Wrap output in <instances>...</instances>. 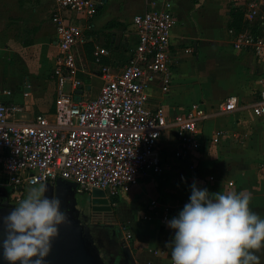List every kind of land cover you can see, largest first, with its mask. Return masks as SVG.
I'll use <instances>...</instances> for the list:
<instances>
[{
  "label": "built area",
  "instance_id": "obj_1",
  "mask_svg": "<svg viewBox=\"0 0 264 264\" xmlns=\"http://www.w3.org/2000/svg\"><path fill=\"white\" fill-rule=\"evenodd\" d=\"M52 1L58 48L51 70L56 95L52 113L20 120V106L0 101V190L11 192L13 198L33 185L63 179L82 193L103 191L110 203V198L128 194L147 174H161L163 132L174 133L178 144L174 156L182 158L212 114L240 108L235 96L219 103L212 114L202 101L173 115L161 107H148V86L158 84L166 94L172 83L170 34L177 19L168 9L146 8L132 18L136 42L119 73L100 63L107 52L96 48L94 63L100 66L101 85L95 97L86 99L75 51L89 39L80 23H90L104 0ZM263 5L264 0H243L240 13L250 30L229 29V34L235 51L264 60ZM90 28L91 24L86 27ZM260 85L258 100L243 109L264 121V79Z\"/></svg>",
  "mask_w": 264,
  "mask_h": 264
},
{
  "label": "crops",
  "instance_id": "obj_2",
  "mask_svg": "<svg viewBox=\"0 0 264 264\" xmlns=\"http://www.w3.org/2000/svg\"><path fill=\"white\" fill-rule=\"evenodd\" d=\"M27 1H32L31 3L34 4V9L35 12L37 13H39V11L42 9L48 10V22L46 23V29L44 27V31L46 30L47 32L50 31L52 32L51 33L52 39L50 42L52 47H54L57 52L53 58V65H54L55 57L58 54V48L56 45L55 27L51 22V15L53 12V1L52 0L50 1L27 0ZM187 1L191 3L194 2L195 6L192 7V9L186 8L185 3ZM227 1H229V4L227 5L229 10L226 18H228L227 23L230 24L232 22V13H234L235 10L240 12L239 7L243 6V0H227ZM109 2L110 0L103 1V6L100 8L98 14L90 21V23H84V24L83 22L80 23V25L85 28L84 35L86 36V38L89 39V42L76 49L75 52L78 58V62L81 59L82 49L84 48V46L86 47V45L92 41L91 38L87 36L86 34L87 32L92 33L94 30H97V28H99L102 23L103 26H106L108 23L111 22H115L119 24L129 23V27L132 31L133 39L129 41L123 39V41L119 42L120 40L118 41V34L120 29L113 30L108 47L103 48L104 50H106L107 54L103 55L101 60L106 58L108 62H105L102 65L105 67H109L114 72L119 73L126 62L130 50L132 49V47H134V44L136 42V33L132 27V18L135 15L141 13L146 8L159 9V10L168 9L174 14L175 18L177 19V23L174 26V28L171 30V34H170L171 53H172L171 54L172 83L170 85L169 91L166 94L161 93L158 84H150L147 88V95L149 97L147 103L148 107L150 109L161 107L164 109L167 115H173L176 112H181L186 110V108L193 102L202 101L206 106V108L212 114L214 113L215 107L223 100H225L227 97L230 96L242 97L244 95L250 96V94L255 93L256 95L255 99H252V101H250L246 106L242 107L240 105V108L236 111H239L241 113L240 118L246 122L248 121L251 122L254 120L260 121L262 124L261 129L263 130L264 133V121L262 119H258L251 116L248 111H244L243 109L244 107H247L253 102L258 100L259 90L261 88L260 81L264 79V60L262 58H259L250 52L235 51L231 44V49L233 51L232 53L235 54L236 56L235 58L237 60L236 63L234 64L232 63V65L229 64V66L231 65L229 67L227 66L228 64L226 65V63L220 61L221 57L218 56L216 51L217 45H213L215 49L214 51H212L211 55L214 54L216 60H213L212 57L209 58L208 55V58L211 61L210 62L211 66H206V68L208 67L207 69H210L212 67L217 72L221 71L223 72L222 77L224 76L226 78L224 77L222 78L220 74V78L216 77V81H215L214 76H210V75L207 76L205 70L201 68L200 71L205 76L206 81L205 82L203 81L202 89L201 87H199V90L197 92H195V90L188 85L187 82H189L190 79L187 75H185L186 73H183L184 71L187 72V70L186 68H183L184 66L182 67L180 65L182 58L187 56V55L185 56L183 55L184 53L182 52L183 50L181 49L180 46L187 43V41L192 36L195 35L205 38L212 37L214 33V28L212 26L214 17L220 14V9L222 6H224L221 0H183V3L181 5H179L180 4L179 1L177 2V4H174L169 0H141V4L139 6L140 12L134 14L130 21L125 22L124 19L110 18V15H108L107 18L100 23V25L96 26L95 24L96 20L100 19L102 16L104 17L105 10L108 8L107 11H111L110 7H108ZM28 3L31 4L30 2ZM191 3L189 4V6H191ZM177 7L178 8L182 7L179 16L175 13ZM225 8H226V4H225ZM89 24H91V28L86 29V27ZM231 37L233 39L232 35ZM174 39H176L177 41L173 42ZM119 43H121L123 46L124 45L126 46L127 44H131L129 47L130 50L128 52H123L121 49L117 48ZM197 50H198L197 44L194 43V51ZM121 53L126 56L125 61L123 64H118V62H121V60H123ZM92 58L93 61L90 62L91 66L100 68L99 65L94 63V52L92 53ZM191 63L192 62L188 61L184 65L190 66L192 65ZM243 65H246L248 67L244 68ZM51 70L49 73L50 77H51ZM95 70L97 69H94V71ZM229 71L235 72L234 77L227 78ZM82 72L83 71L80 70L79 74H82ZM98 79L100 80L101 83L100 77ZM213 81H215L217 87L223 89L222 91L220 90L221 92L217 96H215L212 90V85L214 84ZM84 86H85L84 93L91 90V86L89 84ZM99 89L95 95L93 96L86 95L85 98L88 99L95 97L98 94ZM149 89L152 90L157 89L161 96L160 95L158 96L155 93H151ZM180 90H182L184 93L186 92L187 99H185L184 102L183 101H178L176 103L172 102L170 100L171 98H169L170 92L172 91L175 92ZM10 94L11 92H9V94H6L1 91L0 101L11 102L15 104L14 101L7 100L1 96V95L7 96ZM164 98L165 99L169 98L168 99L169 101L164 100ZM238 101L240 104L239 99ZM17 102L18 101H16V103ZM52 111L53 109L51 111H47L40 114H48V113L50 114L52 113ZM236 111H234L233 113H235ZM226 115L227 114L224 115L212 114V116L200 126V128L197 130V133L194 135V138L203 141L202 139H207V137L212 136V134L216 130L231 129L232 131L233 129H236L238 125L237 124L233 125L230 119L226 118ZM17 119L26 120L24 118H19V117H17ZM204 147L206 146L203 144H200V149L197 148V150H194L192 147H190L182 158H176L174 156L175 153L174 151H176V149L178 148V144L175 135L172 131L163 132L159 139V148H160L162 161L168 155V159L171 160L172 162L185 161L184 159H186L188 163H195V167L198 166L196 170L199 171H192L194 174H190V177L192 176L191 178H193L192 180L189 177H182V182H180V187L181 189H183L182 192L184 194L180 196L179 194L175 193L173 197H168L167 195H165V193H162L161 189L163 188L160 187L159 189L160 191L157 192L158 195L151 196L149 202L145 204L136 205V204H131L130 202L128 203L126 202L125 195L119 199L121 206L123 205L125 209H127V207L130 208L127 209L128 216H126L125 219L122 220L124 221L125 225L126 222H128L130 226V229L127 231V233L131 237L132 248L135 250L133 251L134 261H135L134 264H172L171 241L174 236V230L168 226L167 221L170 220L173 216H176L178 212L183 208L184 204L188 202L191 192V185L194 182L197 184L198 187H206L211 193L218 191H229L233 189H235L236 191H240L242 189H248L252 193V198L249 204L250 209L253 212L260 215L261 217H264V171H248L243 168L244 165L243 167H239L238 165H235L233 167L231 166V168H228V170L226 171L223 165H219L216 161H214L215 156L217 157L220 156L221 161L223 159L226 160L227 159L225 158L226 156L223 155L225 154V152L220 151L219 153L217 150L214 149L213 153L211 152L210 155L204 156V158H202L201 161V157L204 152L203 150ZM172 149H174V151L173 153H170L169 151ZM232 156H234L233 159H237L236 158L237 156L235 154H232ZM243 160L250 161L248 158ZM207 163L212 164V166L209 168L208 171L203 169L204 168L203 166H205V164ZM215 168H217V170L219 171H210V170H215ZM170 172H174L172 173L173 176L174 174H176L175 171H166L165 168L164 171H162L161 174L159 175L147 174L142 179H140L139 184L136 187H134L130 192L132 194H135L137 189L142 185V181L148 177H153L154 179L157 180L155 182H159V183L168 181L170 179ZM154 198L155 200H152ZM152 201H155L156 204L155 206H151ZM129 214L131 216H129ZM163 216H166L165 221H163ZM131 227H133L134 233L131 232L132 229ZM254 251H256V254L260 257L259 264H264V248Z\"/></svg>",
  "mask_w": 264,
  "mask_h": 264
},
{
  "label": "rangeland",
  "instance_id": "obj_3",
  "mask_svg": "<svg viewBox=\"0 0 264 264\" xmlns=\"http://www.w3.org/2000/svg\"><path fill=\"white\" fill-rule=\"evenodd\" d=\"M169 1L174 4H177L179 1V5L183 3V0ZM221 1L224 6L221 7L220 14L214 17L212 24L214 33L212 37L205 38L195 35L192 36L187 43L180 46L183 50V55H187L182 58L180 65L182 67L184 66L183 68H186L187 72L184 71L183 73H186L185 75L189 77L190 81L187 83L195 90V92L199 90V87L202 89L203 81H206L205 76L200 71L201 68L205 70L207 76H214L215 78H213L215 81L216 77L220 78V74L221 77L223 75V72H217L212 67L210 68L211 70L207 69L208 67L206 68V66H211L210 57H212L213 60H216L215 55H211L212 51L215 49L213 45H217L216 51L218 56L221 57L220 61L226 63V65L228 64L227 66H229V64L232 65V63H236L237 60L235 58V54L232 53L231 44L233 39L229 34V23H227L228 18H226L229 10L227 6L229 1ZM28 2L31 3L32 1L0 0V92L2 91L6 94L7 92L8 94L11 92L10 95L1 96L7 100L14 101L16 105L20 106L23 110L17 117L24 118L26 120L30 119L34 115L51 111L54 107L56 99L55 86L49 73L53 66V58L57 53L56 49L52 47L50 42L52 39V32H47L46 30L44 31V27L46 29V23L48 22V10L42 9L39 13H37L35 12L34 4H29ZM190 3L191 2L187 1L185 3V7L192 9L195 5L194 2H192L191 6H189ZM140 4L141 0H110L108 7H110L111 11H107V8L105 10L104 17L102 16L100 19L96 20L95 24L96 26L100 25V23L103 22L108 15H110V18L124 19L125 22H128L134 14L140 12ZM181 9L182 7H177V10H175V13L178 16L181 13ZM262 9L264 11V5ZM236 11L237 10H235L234 13H236ZM240 26L243 27H241L242 31L239 32L250 30V26L245 22L243 17L240 22ZM117 29H120L118 34V41L120 40L119 42L123 41V39H126L127 41L133 39L129 23L119 24L111 22L106 26H103L102 23L97 30H94L92 33H86L92 41L87 44L86 47L84 46L81 53V59L77 63L78 68L83 71L79 77L81 83L83 85L89 84L91 86V90L85 92L84 96L95 95L101 84L98 79L101 75L99 72L100 68L91 66L90 63L93 61L92 53L96 50V47L107 48L113 33L112 31ZM176 41V39L173 40V42ZM194 43L197 44V51H194ZM130 45L131 44L123 46L119 43L117 48L121 49L123 52H128L130 50ZM122 57L123 60L118 62V64L124 63L126 56L122 54ZM188 61L192 62V65H184ZM100 62L101 64H104L105 62H108V60L105 58ZM243 67L246 68L248 66L243 65ZM94 69L97 70L94 71ZM234 75L235 72L229 71L227 78H232ZM25 77H28L27 85L24 84ZM215 81H213L214 84L212 85V90L215 96H217L223 89L217 87ZM25 87L30 89L29 92H24ZM67 87L68 85H65L64 90H66ZM149 91L157 94L158 96L160 95L157 89H149ZM186 95V92L184 93L182 90L175 92L172 91L169 94V98H171L170 100L175 103L178 101L184 102L185 99H187ZM236 97L240 100V105L243 107L248 105L252 99H255L256 95L253 93L250 94V96L244 95L242 97ZM169 98H164V100L169 101ZM16 101L18 102L16 103ZM240 115L241 113L239 111L226 115V118L230 119L233 125H238L236 129H233L232 131L231 129L216 130L212 136L207 137V139H202L203 141L193 138L191 147L194 150H197V148L200 149V144L206 146L203 148L204 152L202 154L201 161L204 156L210 155L211 152L213 153L214 149L219 153L220 151L225 152L223 155L226 156V160L223 159L221 161L220 156H215L214 161H216L219 165H223L226 171L228 168L235 165H238L239 167H243L244 165L243 168L248 171H264V133L261 129L262 124L257 120L246 122L240 118ZM173 151L174 149L169 152L173 153ZM232 154H235L237 159H233L234 156H232ZM247 158L250 161L243 160ZM167 159L168 155L162 161V171H164L165 168L166 171H175L176 174L173 176L172 173L174 172H170V179L160 183L155 182L157 180L153 177L145 178L135 194L129 192L125 195L126 202L136 205L145 204L149 202L151 196L158 195L157 192L160 191V187L163 188L161 189L162 193H165L168 197H173L175 193L180 196L184 194L182 192L183 189L180 187L182 177H189L192 180L193 178H191L192 176L190 177V174H194L192 171H199L196 170L198 166L195 167V163H188L186 159H184L185 161L174 162ZM211 166L212 164L207 163L203 166V169L208 171ZM210 171L219 170L215 168V170ZM28 189L29 188L25 190V195ZM152 200H155V198ZM115 206L118 208L121 219H125V217L128 216L127 209L130 208L127 207V209H125L123 205L121 206L120 201ZM129 216L131 215L129 214ZM131 228V232L134 233L133 227ZM129 229L130 226L128 222H126L122 236L127 243V259L131 264H134L135 261L133 251L135 250L132 248L131 237L127 233Z\"/></svg>",
  "mask_w": 264,
  "mask_h": 264
},
{
  "label": "clouds",
  "instance_id": "obj_4",
  "mask_svg": "<svg viewBox=\"0 0 264 264\" xmlns=\"http://www.w3.org/2000/svg\"><path fill=\"white\" fill-rule=\"evenodd\" d=\"M45 192L42 183L31 186L3 217L7 264H44L59 226L69 222L60 199ZM251 198L248 189L211 193L194 182L188 202L167 221L172 264H259L254 250L264 248V217L250 209Z\"/></svg>",
  "mask_w": 264,
  "mask_h": 264
},
{
  "label": "flooded vegetation",
  "instance_id": "obj_5",
  "mask_svg": "<svg viewBox=\"0 0 264 264\" xmlns=\"http://www.w3.org/2000/svg\"><path fill=\"white\" fill-rule=\"evenodd\" d=\"M24 192L18 198H13L11 192L0 190V208L2 205L5 207L6 204L16 206L19 200L23 198L22 196L25 195ZM76 192L82 193L78 190ZM63 197H69L68 193L64 194ZM64 205L62 199V209ZM67 211L70 216L69 221L76 220L80 225L87 250L94 257L99 256L101 264H131L126 255L127 243L122 236L125 223H123L116 206L110 204L109 211L96 210L89 201H85L78 194H75Z\"/></svg>",
  "mask_w": 264,
  "mask_h": 264
},
{
  "label": "water",
  "instance_id": "obj_6",
  "mask_svg": "<svg viewBox=\"0 0 264 264\" xmlns=\"http://www.w3.org/2000/svg\"><path fill=\"white\" fill-rule=\"evenodd\" d=\"M24 81V84L27 85L28 78L25 77ZM29 90L30 89L28 87H25L24 92L27 93ZM80 92V89L76 90V93ZM74 99L80 100V97L75 95ZM44 185H46L45 195L51 197L55 193V196H57L60 201H62V199L64 200L65 205L63 208L65 209H68L70 206V201L74 195L78 194L85 201H89L92 205H94L96 210H110V203L105 197V193L101 190L92 189L88 193H77L76 184L63 179H57L54 183H45ZM4 193L7 195L6 192ZM66 193H68L69 197L62 198V196ZM1 207L0 242L3 241L5 235L3 217L11 211L14 205L6 204L5 207L4 205ZM0 252H2V247H0ZM98 257H94V255L87 250L78 222L76 220H70L68 223L59 226L58 236L52 241L51 250L45 258L44 264H101ZM0 264H7V262L2 259V256H0ZM17 264H19V262H17Z\"/></svg>",
  "mask_w": 264,
  "mask_h": 264
},
{
  "label": "trees",
  "instance_id": "obj_7",
  "mask_svg": "<svg viewBox=\"0 0 264 264\" xmlns=\"http://www.w3.org/2000/svg\"><path fill=\"white\" fill-rule=\"evenodd\" d=\"M236 13H238V14H236ZM236 13H232V22L229 24V29H232V30L235 29L234 32L239 33V31H242L241 27H243V26H240V22L242 21V14L238 11H236ZM79 77H80V74H78V78ZM117 203H119L118 198H116V197L110 198L111 206H115Z\"/></svg>",
  "mask_w": 264,
  "mask_h": 264
}]
</instances>
